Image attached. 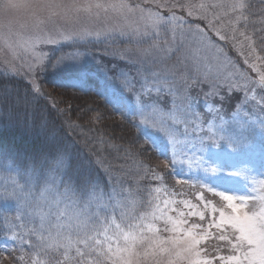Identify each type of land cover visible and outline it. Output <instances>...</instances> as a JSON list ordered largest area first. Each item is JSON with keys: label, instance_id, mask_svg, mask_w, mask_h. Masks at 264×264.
I'll return each instance as SVG.
<instances>
[{"label": "snow or ice", "instance_id": "snow-or-ice-1", "mask_svg": "<svg viewBox=\"0 0 264 264\" xmlns=\"http://www.w3.org/2000/svg\"><path fill=\"white\" fill-rule=\"evenodd\" d=\"M261 4L264 5V0ZM151 5L142 6L132 0H75L70 9L51 10L37 16L24 30L29 32L27 38L24 31L0 32V46L15 55L19 50L34 52L40 44L56 43L54 37L62 35L81 42L117 36L138 44L153 40L149 47L140 49L141 67L136 68L135 76L120 73L122 87L128 95L118 97L114 103L109 100L125 121L138 128L147 127L148 119L159 113L153 94L173 92L167 76L144 66L153 52L171 51L169 41L159 43L162 30L171 32L173 41L177 33L182 37L185 32H191L204 48L215 49L217 54L223 53V49L211 40L208 32L220 41L230 42L254 75L241 73L243 85L229 76L227 90L232 94L242 92L245 101L254 89L264 92V7L254 10L250 0H151ZM177 10L205 22L207 31L200 25L186 28V17L178 15ZM101 18L105 20L101 28L59 30V26L82 19ZM109 20L115 22L108 23ZM212 67L207 65L202 73L205 80L212 75ZM33 71L34 66L28 65L26 75ZM18 75V69L13 71L7 66L0 72V97L15 93L17 106L21 97L14 77ZM216 79H220L219 75ZM219 88L213 81L205 95H218ZM40 96V89L31 81L23 100L26 111L31 107L33 116L36 108L32 105ZM261 100L264 101V96ZM176 108L173 99V111L168 116L174 123ZM187 114L199 119L190 100ZM101 115L96 113L90 121H100ZM40 127L45 128L46 122ZM25 128L30 129L27 125ZM147 139L152 138L147 136ZM152 143L155 145V141ZM133 147L126 150L132 156L143 151L140 148L134 152ZM172 155L170 163L175 164V149ZM93 163L103 161L98 158L87 165L79 162L74 165L67 150L59 144L39 156L29 153L19 158L0 156V171L14 173L7 177L2 196L15 205V214L3 217L4 234L13 247L4 245L0 252L19 250L14 257L16 264H264V196L259 198L258 208L250 209L249 201L253 197L200 183L193 187L213 193L223 202L222 206L206 199L203 192L196 193L194 203L177 198L183 193L168 192L162 187H150L145 202L138 195L139 189H118L111 181L105 191L93 176ZM137 166L144 178L157 180L158 174L152 167L142 161ZM205 171L216 173L218 169L211 167ZM231 175L243 173L233 171ZM186 183L177 180V184ZM260 184L264 186V180ZM193 218L199 222H193ZM25 247L28 252L23 251Z\"/></svg>", "mask_w": 264, "mask_h": 264}, {"label": "rangeland", "instance_id": "rangeland-1", "mask_svg": "<svg viewBox=\"0 0 264 264\" xmlns=\"http://www.w3.org/2000/svg\"><path fill=\"white\" fill-rule=\"evenodd\" d=\"M132 2L146 7L152 6L151 0H132ZM250 3L254 10L264 7L261 0H250ZM177 14L185 15L186 28L200 25L207 31L205 22L198 18L187 17L179 10ZM112 22L115 21H108V23ZM104 25L103 18L99 21L82 19L77 23L59 26V30L77 31L82 27L95 29ZM28 35L29 32L24 31L25 38ZM208 35L223 49V53L217 54L215 49L204 48L191 32H185L182 37L177 33L173 41L171 32L161 31L159 43L169 41L171 51L153 52L152 56L144 61V66L159 71L162 76H167L169 82L173 84V92L153 94L159 113L148 119L147 127H140L147 147L143 148L144 156L142 153L140 155L143 159H136L125 151L116 150L118 154L114 156L112 152L110 154L112 158L114 157L111 159L112 162L104 157L99 158L103 163H93L97 173L94 177L98 179L99 184L106 183L104 187L101 186L105 191H108L111 181L117 185L118 189L120 187L131 188L133 191L139 189V197L147 202L148 189L162 187L168 192L183 193V196L177 195V198L190 199L194 203L197 202L196 193L203 192L206 199L212 200L217 206H222L223 202L213 193L198 186L193 187V185L206 183L229 193L249 195L253 197L249 201V208H258L259 198L264 196V186L260 184V181L264 180V124L261 123L264 121V110H262L264 101L261 100L264 92L254 89L248 93V100L245 101L242 92L232 94L227 90L226 79L229 76L232 77L233 82L243 85L244 80L240 78V74H254L244 64V57L230 42L220 41L211 32H208ZM54 39L56 43L40 44L34 52L19 50L15 55L0 46V72H3L6 66L13 71L18 69L19 75L26 78L29 83L35 82V86L40 89V93L45 94L41 95L50 106L55 103L69 112H75L72 116L76 119L77 116L82 118L80 115L82 110L78 104L72 103L73 97L43 84L42 76L51 74L62 78L64 83L77 85L84 84L88 77H94L106 87L108 97L115 102L118 97L128 95L127 90L122 87L123 78L120 73L126 72L135 76L136 68L141 67L140 49L147 48L153 43V40L149 39L138 44L118 36L109 39L101 37L99 40L91 38L89 42L71 41L66 35L57 36ZM209 64L213 66L212 75L205 80L202 73ZM28 65H33L34 71L26 75ZM53 65L56 66L53 67ZM217 75L220 77L218 80ZM213 81L220 86L219 94L206 96L205 94L211 90ZM173 99L177 105L175 109L177 122L175 123L168 116V113L173 111ZM189 100L199 119L187 114ZM161 120L164 121L163 124ZM210 125L211 131H209ZM67 127L70 131L79 130L77 133L83 132L81 129L84 128L73 121H69ZM145 134L152 139L148 140ZM47 139L45 141L48 146L45 145V147L51 149L55 145L53 141H50L53 136L50 135ZM59 141L56 143L65 145L64 142ZM152 141H155V145ZM212 141H216L217 144L214 145ZM89 142L94 144L91 136ZM106 149L109 152L113 148L108 145ZM173 149L176 152L175 164L170 163L173 159ZM97 160L98 158L92 162ZM141 161L157 172V180L144 178L143 171L137 166V163ZM211 167H216L218 171L216 173L205 171ZM233 171H240L243 175H231ZM13 175L14 173L10 170L0 172V203H6L15 209L13 201L4 199L2 196L7 177ZM177 180H185L188 183L177 184ZM0 215L2 218L4 215L10 216L9 212L1 210ZM193 222L199 221L193 218ZM4 245L11 249L13 242L6 238L2 226L0 247ZM18 251L11 254L0 252V264H16L14 257L18 255ZM23 251L29 250L25 247ZM224 254H227L226 249Z\"/></svg>", "mask_w": 264, "mask_h": 264}, {"label": "trees", "instance_id": "trees-1", "mask_svg": "<svg viewBox=\"0 0 264 264\" xmlns=\"http://www.w3.org/2000/svg\"><path fill=\"white\" fill-rule=\"evenodd\" d=\"M42 77V83L46 86L73 97L72 103L78 104L82 110L80 111L82 118L75 114L76 119L72 116V113L75 112H69L55 103L50 106L42 95L38 102L32 105L36 108V114L33 116L31 107L26 111L23 100L25 88L28 87L29 82L20 75L15 76L14 81L19 90L21 103L19 106L16 105L15 93L0 97V156L19 158L26 153L39 156L50 150L45 147V145L48 146L45 140L50 135L55 138L50 140L53 141L52 143L59 144L56 143L59 140V142L65 143V145L61 143L59 145L67 150L74 165L78 162L87 165L94 159L104 157L112 162L111 159L114 157L110 156L111 152L113 156L117 153L116 150L127 152L126 150L133 145L134 152L140 148H147L141 129L135 124L125 121L121 114L114 110V101L108 97L106 87L100 84L96 78L88 77L84 84L77 85L64 83L62 78L51 74ZM28 100H32L31 95L28 96ZM109 100L113 103H110ZM89 108L93 111H87ZM96 113L102 114L100 121H90V117ZM69 121L84 127L81 129L83 132L70 131L67 127ZM43 122H46V127L42 129L40 125ZM26 125L30 129H26ZM90 136L94 144H89ZM108 145L114 150L111 149L108 152L106 149ZM143 152H137L134 158L143 159ZM92 167L94 176L97 173L94 170L95 167L93 165ZM104 185H106L105 182L100 184L103 187ZM0 210L9 212L10 216L15 214V209L6 203H0ZM2 226L3 218L0 215V228Z\"/></svg>", "mask_w": 264, "mask_h": 264}, {"label": "clouds", "instance_id": "clouds-1", "mask_svg": "<svg viewBox=\"0 0 264 264\" xmlns=\"http://www.w3.org/2000/svg\"><path fill=\"white\" fill-rule=\"evenodd\" d=\"M74 5L75 0H0V32L24 31L37 16Z\"/></svg>", "mask_w": 264, "mask_h": 264}]
</instances>
